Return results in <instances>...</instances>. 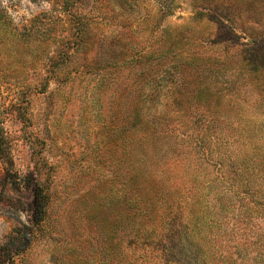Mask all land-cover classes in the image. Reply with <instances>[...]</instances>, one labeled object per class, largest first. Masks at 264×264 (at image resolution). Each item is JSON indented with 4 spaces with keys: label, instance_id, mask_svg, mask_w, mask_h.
<instances>
[{
    "label": "rangeland",
    "instance_id": "1",
    "mask_svg": "<svg viewBox=\"0 0 264 264\" xmlns=\"http://www.w3.org/2000/svg\"><path fill=\"white\" fill-rule=\"evenodd\" d=\"M0 7V264H264V0Z\"/></svg>",
    "mask_w": 264,
    "mask_h": 264
},
{
    "label": "trees",
    "instance_id": "2",
    "mask_svg": "<svg viewBox=\"0 0 264 264\" xmlns=\"http://www.w3.org/2000/svg\"><path fill=\"white\" fill-rule=\"evenodd\" d=\"M4 13H5V9L0 7V18H2V15H3ZM1 123H2V122L0 121V124H1ZM223 184H224V183H223ZM218 193H219V201H218V205H219L220 207H222V208H226V207H227V204H225L223 200H220V199L222 198V195L220 194V193H221V190H218ZM212 211H215V210H214V207H212L211 213H212ZM215 214H216L215 212L212 213L213 218H215ZM209 223H211V222L209 221ZM209 227H211V226L209 225ZM203 245H204V249H205L206 252H204V251L202 250V254H203L204 257L206 258V260H208L210 264H216L215 253L213 252L214 249H213L212 243H210V242H206V243L203 244ZM238 255H239V254H238ZM235 262H236V261H235Z\"/></svg>",
    "mask_w": 264,
    "mask_h": 264
}]
</instances>
